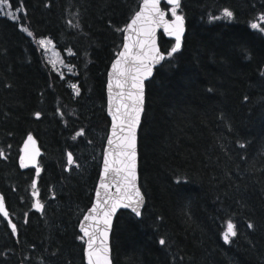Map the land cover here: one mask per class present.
I'll return each instance as SVG.
<instances>
[{
  "label": "trees",
  "instance_id": "trees-1",
  "mask_svg": "<svg viewBox=\"0 0 264 264\" xmlns=\"http://www.w3.org/2000/svg\"><path fill=\"white\" fill-rule=\"evenodd\" d=\"M139 1L9 0L18 21L0 15V194L17 227L13 236L0 217V264H83L76 225L108 127L105 72ZM177 12L181 48L167 56L172 41L158 34L165 59L145 83L144 205L138 219L115 215L111 264H264V0H181ZM19 24L52 41L59 73ZM29 134L41 150L39 176L16 163ZM228 222L237 235L225 243Z\"/></svg>",
  "mask_w": 264,
  "mask_h": 264
},
{
  "label": "snow or ice",
  "instance_id": "snow-or-ice-1",
  "mask_svg": "<svg viewBox=\"0 0 264 264\" xmlns=\"http://www.w3.org/2000/svg\"><path fill=\"white\" fill-rule=\"evenodd\" d=\"M160 0H144L143 7L135 14V17L132 19L131 23L128 25V29H133L134 26L139 24V27H136L138 38L135 40L134 44L139 49L137 52L133 53V45L125 42L123 45L124 50L119 53V58L113 63L112 69L116 75L115 86L118 89H121L117 93L119 97L118 106L115 109V114L112 115V130L111 134L107 139V145L109 148L105 149V155L103 160V178H107L110 173H115L116 176H120L121 173L124 174L123 182H126V191L130 194L126 196H119L115 202L109 206V199H105L103 204L97 203L90 211L93 213L92 216L85 215L83 217L84 221L95 219V214L97 209L107 208L103 211L102 221L104 224L103 229H97L99 231L100 237H102L99 246L97 247V237L96 232H89L87 227H82L81 231L83 232V239L87 237L86 240V258L87 264H109L108 260V247H107V227L111 223V214L115 212L117 207L131 208L132 212L136 216L141 215L140 205L143 203V197L138 189H134V182L136 179L135 169H136V125L140 122V112L141 105L143 104V79L152 75L151 63H159L165 59V56L162 55L155 47V25L160 27L163 25L164 31L175 37V44L171 48L170 52L167 53V56H172L174 53L178 52L181 48V37L184 32V17L178 14L177 10L181 6V0H168V3L171 5L170 12L171 16L174 18L169 22L165 19V13L159 8ZM0 5L9 6V0H0ZM22 5L20 9L21 10ZM13 19L16 17L11 13H6ZM223 15L229 19L232 17V12L229 10H224ZM216 17H214L215 19ZM261 19H264L262 17ZM253 29H257L259 25L253 23L251 25ZM27 31V29H24ZM28 35H32L31 32H28ZM130 37H125V40H129ZM50 40H40L39 44L42 48L46 44H51ZM129 61L132 63L131 69H126L123 65L128 64ZM54 63V62H53ZM134 72L135 75H131V89H135L133 92L129 90L127 96L123 91L125 84L122 82L121 78L125 77L126 73ZM73 89H76V85H72ZM109 92L112 89V82H109L108 85ZM77 94L79 91L77 89ZM125 99L131 100V105L123 103ZM40 113H35L37 119L40 118ZM117 129L119 131H117ZM83 135V131L76 133V136ZM76 137L74 136L73 139ZM115 138V139H113ZM29 145H35V141L31 134L28 135L27 140L24 145V149L27 150ZM39 150L33 149L32 152L27 154V160L35 164V157L38 156ZM0 156H3V153L0 152ZM22 168L28 167V163H25V156L20 158ZM74 164V156L71 152L67 154V165L71 166ZM67 170V169H66ZM40 169L36 167V175L39 176ZM34 190L32 195L34 197L38 196V193L35 191L37 188V183L33 180L31 185ZM101 188H106V184H101ZM120 192V187L117 185V193ZM99 196V192H97ZM34 209L40 211L43 209L44 205L40 202L39 199H36L35 203L32 205ZM0 213L4 217H8L9 213L5 211V202L3 198H0ZM97 225L100 223L99 220L96 221ZM249 228H252L253 225L249 224ZM11 229L13 234L16 233L17 227L15 224H11ZM237 235L236 226L232 222H228L226 226V231L223 233V240L225 243L230 242L231 237ZM161 245L165 244V241L161 239L159 241Z\"/></svg>",
  "mask_w": 264,
  "mask_h": 264
},
{
  "label": "water",
  "instance_id": "water-1",
  "mask_svg": "<svg viewBox=\"0 0 264 264\" xmlns=\"http://www.w3.org/2000/svg\"><path fill=\"white\" fill-rule=\"evenodd\" d=\"M143 3L144 0H140L138 3V6L136 8V10L132 13V15L130 16V18L127 20L126 24L124 25L123 29H122V36H121V44L120 47L117 51V53L114 55V57L111 59V61L109 62L106 72H105V84H104V97H105V104H104V112L105 115L108 119V127H107V132H106V136L103 142V146H102V150H101V155H100V159H99V169H98V174H97V178L94 184V188L92 191V197H91V202L89 204V206L84 210L83 214L81 215L79 221L77 222L76 225V230L78 232V234L80 235V238L83 237V232L81 231L82 227H87L89 229V232H96V237H97V244L96 246L98 247L100 244V241L102 239V237H100L99 235V231L97 229H103L105 226L103 224V221L101 219L103 211L107 210V208H100L97 209V212L95 214V219L92 220H88V221H84L83 217L85 215H89L92 216L93 213H91V209L99 202L101 204H103V201L105 199H109V206L110 207L111 204L113 202H115L117 200V198L119 196H126L128 194H130L129 192L126 191V182H123V176L124 174L121 173L120 176H116L115 173H110L108 175V177L105 179L103 178V160H104V155H105V149L109 148L110 146L107 145V139L111 134V130H112V115L115 114V109L118 106L119 103V97L117 96V93L121 91V89L116 88L115 86V79H116V75L112 69V65L113 63L119 58V53L121 51L124 50L123 45L125 42L129 43L130 45H133L132 51L133 53L137 52L139 49L135 46L134 42L135 40H137L138 38H142V37H138L137 32L135 30L136 27H139V24L134 26L133 29H128V25L131 23L132 19L135 17V14L140 11V9L143 7ZM159 8L161 9V11H163L165 13V19L168 20L169 22H171L172 19H174L173 17H170L168 15V10L169 8H171V5L168 3V0H160L159 3ZM164 6V7H163ZM153 27H155V47L156 49L165 56V54L160 50L157 39H158V34H160L163 38L171 40L172 41V47L175 44V37L174 36H170L168 35L164 29H163V25H161L160 27H156L155 25H153ZM185 29V28H184ZM184 34V32H183ZM125 37H130L129 40H125ZM183 37V35H182ZM182 37H181V41H182ZM171 47V48H172ZM162 62V61H161ZM161 62L159 63H151L150 66L152 67V74L153 71L156 67H158ZM124 68L126 69H131L132 63L131 61H129L128 64L123 65ZM131 75H135L134 72H129L126 73L125 77H122L121 80L122 82H124L125 87L123 89V91L125 92V96H127V92L129 90H132L133 92H135V89H131ZM151 76H148L147 78L143 79V104L141 105V112H140V120H141V116H142V112H143V106H144V91H145V83L147 81L150 80ZM112 82V89L111 92H109V82ZM123 103H127L129 105H131L132 101L125 99L123 101ZM140 122L138 125H136V169H135V175H136V179L134 182V189H138L140 191V188L138 186V177H137V131L139 128ZM117 131H119L117 129ZM28 135H26L23 140L20 143L19 146V152H18V156L16 159V163L17 166L20 170H25V169H29V168H35L37 167V162L38 159L41 155V150L38 146V143L36 141V139L33 137L34 141H35V145H29V148L27 150L24 149V145L25 142L27 140ZM115 139V138H113ZM38 149L39 150V155L35 157V164H33L32 162L27 160V154L32 152L33 149ZM21 156H25V163H28V167H24L22 168L20 166L21 164ZM36 171V170H35ZM101 184H106L107 187L106 188H101L100 185ZM117 185H119L120 187V192L117 193ZM97 192H99V196H97ZM141 193V191H140ZM141 196L143 197L142 193ZM0 198H2V195L0 194ZM35 203V201H34ZM144 205V197H143V203L140 205V211L142 210V207ZM5 211H7L6 207H5ZM119 211H128L129 213H131L135 218H139L138 216L135 215V213L132 212L131 208H123V207H117L115 212H113L111 214V223L110 225L107 227V247H108V260H109V264H111V259H110V246H109V236H110V231H111V227H112V223H113V219L115 217V215L119 212ZM8 212V211H7ZM0 217L3 218V220L6 222L8 228L10 229L11 233L13 236L16 235L13 234L12 229H11V224H13V222L11 221L10 217H4L2 213H0ZM97 220L100 221V223L97 225ZM86 240L87 237H84L82 239V261L83 264H87V258H86Z\"/></svg>",
  "mask_w": 264,
  "mask_h": 264
},
{
  "label": "rangeland",
  "instance_id": "rangeland-1",
  "mask_svg": "<svg viewBox=\"0 0 264 264\" xmlns=\"http://www.w3.org/2000/svg\"><path fill=\"white\" fill-rule=\"evenodd\" d=\"M9 12H11L16 17V19H13V18H11L10 16H8L6 14V13H9ZM0 15L5 16V17L9 18L10 20L18 21L17 12L16 11H12L9 8V6L5 7V6L0 5ZM168 15L170 17H172L171 16V12H170V8L168 10ZM222 16L225 17L223 15V13H222ZM19 27L25 34L28 35L29 31L28 30L27 31L24 30V29H26L24 25L19 24ZM28 36L31 39V41L40 49V52H41L45 62L47 63V65H49V67L51 69H53L55 72H58L62 67H65V64L63 62V58H62L61 54L54 48L53 43L46 44V46L44 48H42L40 46V44H39L40 40L48 41V40H50L49 38H47V37H35L33 35H28ZM65 72H68V71H65Z\"/></svg>",
  "mask_w": 264,
  "mask_h": 264
}]
</instances>
